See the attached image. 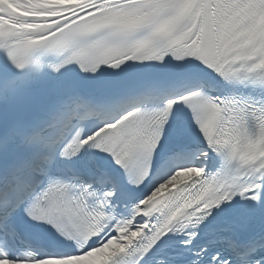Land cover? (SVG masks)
<instances>
[{"label": "snow or ice", "instance_id": "snow-or-ice-1", "mask_svg": "<svg viewBox=\"0 0 264 264\" xmlns=\"http://www.w3.org/2000/svg\"><path fill=\"white\" fill-rule=\"evenodd\" d=\"M0 264H264V0H0Z\"/></svg>", "mask_w": 264, "mask_h": 264}]
</instances>
